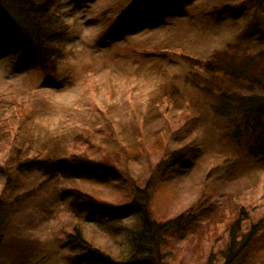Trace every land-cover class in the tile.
Returning <instances> with one entry per match:
<instances>
[{
    "label": "rangeland",
    "instance_id": "obj_1",
    "mask_svg": "<svg viewBox=\"0 0 264 264\" xmlns=\"http://www.w3.org/2000/svg\"><path fill=\"white\" fill-rule=\"evenodd\" d=\"M129 1L55 0L52 8L67 26L55 72L14 55L15 32L0 33V203H10L0 226V264H68L76 252L68 236L78 225L96 246L117 250L112 236L80 222L63 203L60 194L70 188L118 204L151 185L156 220L181 214L193 220L191 233L168 251L170 264H205L225 246L235 215L246 226L264 220V160L231 140L229 123L209 106L197 110L207 96L187 80L197 75L190 58L206 60L237 42L248 12L240 6L214 11L230 0H185L174 15L151 17L127 13ZM188 10L190 19L180 16ZM120 15L132 24L113 31ZM247 51L263 62L264 43ZM232 90L250 93L235 84ZM192 100L201 104L192 108ZM18 105L31 116L17 115ZM20 147L30 155L57 150L56 157L71 150L116 169L70 180L35 173L16 178L9 154ZM180 150L189 153L162 178L161 165ZM134 221L132 215L123 224Z\"/></svg>",
    "mask_w": 264,
    "mask_h": 264
},
{
    "label": "trees",
    "instance_id": "obj_2",
    "mask_svg": "<svg viewBox=\"0 0 264 264\" xmlns=\"http://www.w3.org/2000/svg\"><path fill=\"white\" fill-rule=\"evenodd\" d=\"M54 1L0 0V33L15 32L16 41H10L16 45L14 55H25L30 61H38L39 68L49 72H55L60 66L64 51L62 40L67 35V26L52 8ZM184 2L130 0L126 9L129 8L127 13H132L130 15H174ZM225 3L215 6L214 11L222 15L228 7L232 10H236L235 6L244 8L248 12L247 22H239L245 28H239L238 41L230 42L225 50L217 51L206 60L190 58L191 72L196 71L197 75L187 80L193 88L207 96V101L200 108H197L200 102L192 100L191 104L192 108L200 112H203L202 107L206 109L209 106L214 115L229 123L231 140L246 147L251 158L264 160V60L260 63L247 51L252 43H264V0H230ZM188 11L180 16L188 17L191 13ZM121 16L114 22L113 31L123 32L132 24L128 16ZM218 79L230 82V85H223ZM233 84L246 87L250 93L232 90ZM19 110L17 115L23 118L32 114L29 110L25 112L22 105ZM20 149L10 150L9 154L15 167L11 173L16 178L35 173L49 181L59 178L70 180L80 177V173L85 171L108 176L116 169L113 165L96 163L84 154L78 155L71 150H64L63 155L56 157L57 150L46 147L30 150L33 155L28 150ZM188 153V150H180L168 155V162L161 165L162 178ZM22 156L23 160L20 158ZM115 163H119V160ZM150 188L151 185L139 188L137 192L132 191L128 193L126 201L118 204L106 203L77 188L63 191L60 199L80 222L89 221L99 227L102 234L112 236L118 243L115 252L96 246L78 225L68 236L69 249L76 251L68 264H170L168 251L191 233L193 220L191 217L186 218L185 214L163 222L156 220L150 209L153 197ZM9 206L7 201L5 204L0 203V226ZM132 215L135 216L133 225L125 228L124 221ZM227 233L225 246L217 253H211L205 264H264V220L250 222L246 226V219L235 215ZM2 234L0 229V246L3 243ZM121 236H124L123 241L120 240Z\"/></svg>",
    "mask_w": 264,
    "mask_h": 264
}]
</instances>
